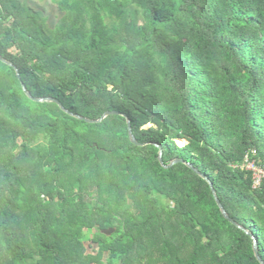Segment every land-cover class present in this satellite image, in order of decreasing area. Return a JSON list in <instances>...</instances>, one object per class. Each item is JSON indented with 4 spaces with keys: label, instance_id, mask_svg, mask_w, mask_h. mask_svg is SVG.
<instances>
[{
    "label": "trees",
    "instance_id": "trees-1",
    "mask_svg": "<svg viewBox=\"0 0 264 264\" xmlns=\"http://www.w3.org/2000/svg\"><path fill=\"white\" fill-rule=\"evenodd\" d=\"M50 2L0 0V264H264V0Z\"/></svg>",
    "mask_w": 264,
    "mask_h": 264
},
{
    "label": "water",
    "instance_id": "water-1",
    "mask_svg": "<svg viewBox=\"0 0 264 264\" xmlns=\"http://www.w3.org/2000/svg\"><path fill=\"white\" fill-rule=\"evenodd\" d=\"M0 57L2 58V59H4V57H2V55H1V53H0ZM5 60V59H4ZM17 71H18V75H19V77L21 78V75H20V72H19V70L17 69ZM24 90H25V92L27 93V95L32 99V100H34V101H40V102H44V101H49V102H55V103H58L60 106H62V107H64V105H62L59 101H57V100H55V99H52V98H43V99H36V98H34V97H32V95L29 93V91L27 90V87H26V85L24 84ZM115 114H119V115H124V114H121V113H118V112H107V113H105L99 120H88L89 122H92V123H100V122H103L107 117H109V116H111V115H115ZM130 131H131V136H132V139H133V141L134 142H137V143H140V142H138V140H137V138H136V136H135V134H134V131H133V126H132V123H131V121H130ZM159 146H161V145H159ZM162 147V146H161ZM161 160H162V162L165 164V161H164V149L162 148V150H161ZM178 162H185V159H183V158H177L176 160H174L171 164H165V166L166 167H171V166H173L174 164H176V163H178ZM193 168H195L197 171H199L204 177H205V179H207L209 182H210V185H211V187H212V191H213V193H214V196H215V198H216V201H217V203L219 204V206H220V208H221V210H222V213H223V215L225 216V218L226 219H228L229 221H231L232 223H235L231 218H230V216L228 215V213H227V211L225 210V208L222 206V204H221V201L219 200V198H218V196H217V194H216V191H215V188H214V186H213V182L204 174V173H202L198 168H196L195 167V165L194 164H192V163H189ZM249 235H251L248 231H246ZM251 237H254V239H255V250H256V253H257V255H258V257L260 258V260L261 261H263V258H262V256H261V254H260V244H259V240L257 239V238H255V236H253V235H251ZM264 262V261H263Z\"/></svg>",
    "mask_w": 264,
    "mask_h": 264
},
{
    "label": "built area",
    "instance_id": "built-area-1",
    "mask_svg": "<svg viewBox=\"0 0 264 264\" xmlns=\"http://www.w3.org/2000/svg\"><path fill=\"white\" fill-rule=\"evenodd\" d=\"M234 167H240L254 173V187L259 189L264 186V165L259 158L257 149H251L246 152L241 164H234Z\"/></svg>",
    "mask_w": 264,
    "mask_h": 264
},
{
    "label": "rangeland",
    "instance_id": "rangeland-1",
    "mask_svg": "<svg viewBox=\"0 0 264 264\" xmlns=\"http://www.w3.org/2000/svg\"><path fill=\"white\" fill-rule=\"evenodd\" d=\"M38 0H18L21 6L30 8L32 11H40L45 17L53 16L56 11L53 10L51 0H45L43 3L37 2ZM180 144L184 145L186 142L179 141Z\"/></svg>",
    "mask_w": 264,
    "mask_h": 264
}]
</instances>
